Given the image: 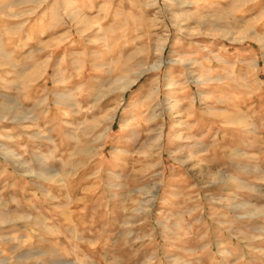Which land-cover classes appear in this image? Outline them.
<instances>
[{"label": "rangeland", "instance_id": "374dc122", "mask_svg": "<svg viewBox=\"0 0 264 264\" xmlns=\"http://www.w3.org/2000/svg\"><path fill=\"white\" fill-rule=\"evenodd\" d=\"M252 114L264 0H0V264H188L216 233L183 158ZM231 204L215 227L256 264Z\"/></svg>", "mask_w": 264, "mask_h": 264}, {"label": "clouds", "instance_id": "9594fccd", "mask_svg": "<svg viewBox=\"0 0 264 264\" xmlns=\"http://www.w3.org/2000/svg\"><path fill=\"white\" fill-rule=\"evenodd\" d=\"M232 140L225 144L223 153L217 156L215 163L209 160L207 164H199V157L208 154L216 144V136L210 144H200L195 151L183 158L184 166L190 172H194L196 182L204 189V196L209 207V219L213 220V227L209 230L215 232L214 240L209 239V232H205L199 239V245L193 252L195 259L189 260L188 264H200L201 257L205 255L220 256L223 264H240L246 259L243 250L239 256L235 255L234 249L226 247L228 241L220 238L221 229L215 227L225 217L215 216V209L221 206V202L228 197L232 204L226 207V211H232L237 219L254 220L255 223H242L240 228L234 229L235 233H248V235H235L228 233V240L235 238L237 246L243 245L255 258L256 264H264V235H260V229L264 227V115L257 118L256 114L247 116L244 125L233 124ZM219 135L218 133L216 134ZM225 139L229 137L224 134ZM136 147L130 145L122 151H131ZM259 153V155H257ZM197 161V162H193ZM55 163V161L53 162ZM195 170V171H194ZM156 178V198L159 200L165 189L166 178L161 170L154 173ZM224 177V182H217V177ZM169 191L171 188L169 186ZM251 208L256 210L255 215L242 217L241 209ZM207 241V242H205ZM213 245L215 252H212Z\"/></svg>", "mask_w": 264, "mask_h": 264}]
</instances>
